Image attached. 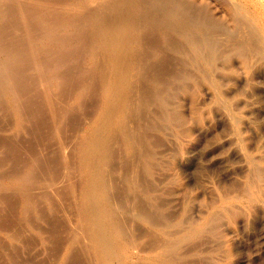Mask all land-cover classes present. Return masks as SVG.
Returning <instances> with one entry per match:
<instances>
[{
	"label": "rangeland",
	"instance_id": "1",
	"mask_svg": "<svg viewBox=\"0 0 264 264\" xmlns=\"http://www.w3.org/2000/svg\"><path fill=\"white\" fill-rule=\"evenodd\" d=\"M263 35L264 0H0V264H264Z\"/></svg>",
	"mask_w": 264,
	"mask_h": 264
},
{
	"label": "bare ground",
	"instance_id": "2",
	"mask_svg": "<svg viewBox=\"0 0 264 264\" xmlns=\"http://www.w3.org/2000/svg\"><path fill=\"white\" fill-rule=\"evenodd\" d=\"M261 34H263V33H261ZM260 39V38H259ZM263 39V40H262ZM261 40L263 41V43H264V35H263V37L261 38ZM262 43V42H261ZM264 47V46H263ZM79 231V230H78Z\"/></svg>",
	"mask_w": 264,
	"mask_h": 264
},
{
	"label": "clouds",
	"instance_id": "3",
	"mask_svg": "<svg viewBox=\"0 0 264 264\" xmlns=\"http://www.w3.org/2000/svg\"><path fill=\"white\" fill-rule=\"evenodd\" d=\"M237 7H239V6H237ZM237 99H239V97ZM237 115H239V114L237 113ZM237 130H238V126H237Z\"/></svg>",
	"mask_w": 264,
	"mask_h": 264
}]
</instances>
